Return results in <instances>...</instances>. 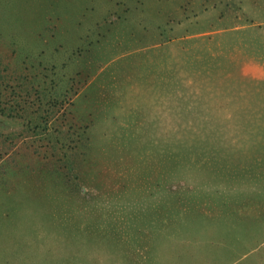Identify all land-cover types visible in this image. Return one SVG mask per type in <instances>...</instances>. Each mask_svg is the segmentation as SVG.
Wrapping results in <instances>:
<instances>
[{"label":"rangeland","instance_id":"obj_1","mask_svg":"<svg viewBox=\"0 0 264 264\" xmlns=\"http://www.w3.org/2000/svg\"><path fill=\"white\" fill-rule=\"evenodd\" d=\"M0 73V264H264V0H0Z\"/></svg>","mask_w":264,"mask_h":264},{"label":"trees","instance_id":"obj_2","mask_svg":"<svg viewBox=\"0 0 264 264\" xmlns=\"http://www.w3.org/2000/svg\"><path fill=\"white\" fill-rule=\"evenodd\" d=\"M203 53L204 52H206V51H202ZM222 54L224 55V56H222ZM230 53H229V51L227 52V51H224V52H218V53H216V54H212V59H211V62L213 63V65L214 66H216L217 68L218 67H221V62H224V61H228V62H230V60L232 59L231 57H230V55H229ZM221 59H226V60H222L221 61ZM6 78H5V75L4 74H1L0 73V85H3V86H6V80H5ZM261 82L258 80V81H256L255 82V84L257 85V84H260ZM3 86H0V89H1V87H3ZM14 92V94H15V91L13 90V89H11V91H10V93H13ZM3 93H2V91L0 90V115H8V112L11 110L12 111V108H13V105L12 104H9L8 105V110L6 111V108L4 107V105L2 104V102L3 101H6V99H4L3 100V96H1ZM21 109H23L22 107V105H20L19 106ZM256 113H258V111L256 112ZM259 115H261V112H259ZM263 115V114H262ZM39 117L40 118H42V120H41V126H42V128H45V126H46V121H47V119H46V116H43V114H41V115H39ZM263 117H264V115H263ZM33 125H35V124H33ZM36 125H38V124H36Z\"/></svg>","mask_w":264,"mask_h":264}]
</instances>
